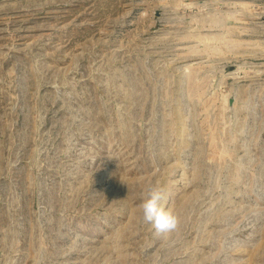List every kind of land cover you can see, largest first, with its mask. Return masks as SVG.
Instances as JSON below:
<instances>
[{
    "label": "rangeland",
    "instance_id": "374dc122",
    "mask_svg": "<svg viewBox=\"0 0 264 264\" xmlns=\"http://www.w3.org/2000/svg\"><path fill=\"white\" fill-rule=\"evenodd\" d=\"M0 264H264V0H0Z\"/></svg>",
    "mask_w": 264,
    "mask_h": 264
},
{
    "label": "clouds",
    "instance_id": "9594fccd",
    "mask_svg": "<svg viewBox=\"0 0 264 264\" xmlns=\"http://www.w3.org/2000/svg\"><path fill=\"white\" fill-rule=\"evenodd\" d=\"M166 199L165 189L159 183L150 186L140 208L142 220L150 224L156 234L168 235L179 231L181 218L170 209H166L162 202Z\"/></svg>",
    "mask_w": 264,
    "mask_h": 264
}]
</instances>
